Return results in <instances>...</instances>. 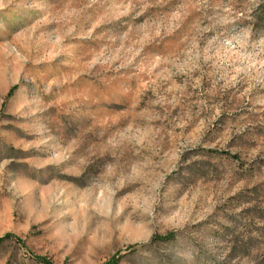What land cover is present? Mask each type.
Here are the masks:
<instances>
[{"label": "rangeland", "instance_id": "obj_1", "mask_svg": "<svg viewBox=\"0 0 264 264\" xmlns=\"http://www.w3.org/2000/svg\"><path fill=\"white\" fill-rule=\"evenodd\" d=\"M7 235L0 264H264V0H0Z\"/></svg>", "mask_w": 264, "mask_h": 264}, {"label": "trees", "instance_id": "obj_2", "mask_svg": "<svg viewBox=\"0 0 264 264\" xmlns=\"http://www.w3.org/2000/svg\"><path fill=\"white\" fill-rule=\"evenodd\" d=\"M11 238H12V236H10V235H7L3 238H0V245H2L5 241H7L8 239H11Z\"/></svg>", "mask_w": 264, "mask_h": 264}]
</instances>
